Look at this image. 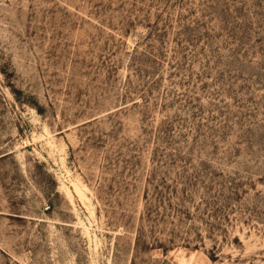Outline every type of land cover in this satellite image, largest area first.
<instances>
[{
	"label": "rangeland",
	"instance_id": "rangeland-1",
	"mask_svg": "<svg viewBox=\"0 0 264 264\" xmlns=\"http://www.w3.org/2000/svg\"><path fill=\"white\" fill-rule=\"evenodd\" d=\"M0 264H264V0H0Z\"/></svg>",
	"mask_w": 264,
	"mask_h": 264
},
{
	"label": "bare ground",
	"instance_id": "bare-ground-1",
	"mask_svg": "<svg viewBox=\"0 0 264 264\" xmlns=\"http://www.w3.org/2000/svg\"><path fill=\"white\" fill-rule=\"evenodd\" d=\"M74 191H75V193H76V194L80 197V199H81V198H82V195H81L79 189L77 188L76 184L74 185ZM86 233H87V235H88V232H87V231H86Z\"/></svg>",
	"mask_w": 264,
	"mask_h": 264
}]
</instances>
